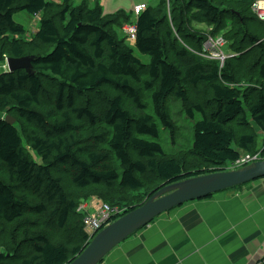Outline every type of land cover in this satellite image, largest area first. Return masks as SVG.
<instances>
[{
    "label": "trees",
    "instance_id": "1",
    "mask_svg": "<svg viewBox=\"0 0 264 264\" xmlns=\"http://www.w3.org/2000/svg\"><path fill=\"white\" fill-rule=\"evenodd\" d=\"M253 2L159 0L137 16L136 40L130 45L123 27L133 21L132 11L106 16L97 0L91 9L85 2L73 6L71 0H62L60 8L46 0H0V64L33 57L32 76L23 70L0 74V113L15 119L10 125L0 117V264H68L90 240L84 214L77 211L89 199L121 208L125 215L164 185L227 171L242 154L258 151L256 136L264 137V43L258 41L264 38L247 31ZM18 12L39 18L31 42L13 20ZM190 17L207 28L189 32ZM261 31L260 26L256 32ZM219 36L228 56L223 66L202 57L208 37ZM252 52L257 54L255 74L237 78L230 64ZM199 86H205L206 99L186 113L190 119L194 112L201 116L189 154L203 171L184 172L166 157L158 126L172 134L168 99L187 104V91ZM46 93L53 110L45 117L40 111L47 108L41 101ZM87 93L105 95L107 108L75 107V97ZM74 118L77 123L85 118L89 126L93 140L86 150L70 142ZM251 123L257 134L240 132ZM58 168H69L72 198L52 175ZM148 173L154 184L144 178ZM41 217L49 221L45 229ZM72 217L81 237L71 239L65 232Z\"/></svg>",
    "mask_w": 264,
    "mask_h": 264
},
{
    "label": "crops",
    "instance_id": "2",
    "mask_svg": "<svg viewBox=\"0 0 264 264\" xmlns=\"http://www.w3.org/2000/svg\"><path fill=\"white\" fill-rule=\"evenodd\" d=\"M97 1L106 10L107 2ZM250 183L252 193L244 197L223 191L168 211L100 264H258L264 257V178ZM89 200L91 210L101 202Z\"/></svg>",
    "mask_w": 264,
    "mask_h": 264
},
{
    "label": "rangeland",
    "instance_id": "3",
    "mask_svg": "<svg viewBox=\"0 0 264 264\" xmlns=\"http://www.w3.org/2000/svg\"><path fill=\"white\" fill-rule=\"evenodd\" d=\"M46 1L54 4L57 8H60L62 6V0H46ZM103 1L107 2L106 3L107 4V8H106L107 12H106V10L103 9L104 13H106V16L116 15L117 12H121V11L125 12V14L128 15L129 12L131 11V9L133 8V5L135 4V2L145 3L148 6H153V4H155V2H156V0H103ZM254 1H260V0H254ZM83 2L89 3V6H87L88 8L90 7L89 9H91V7L93 6V2H91V0H71V4L73 6H79ZM101 8H102V6H101ZM238 9L239 8H237V10ZM251 9L252 8L250 7V13H252V15H249V17L253 18V20L250 23V29L247 31L249 32L250 35H254V36L259 35L260 38H264L262 36V35H264V31L256 32L258 27L261 26L262 28H264V24L263 23L260 24L259 21H257L258 20L257 16L253 11H251ZM13 20L15 21V23L21 25L24 28L25 35L23 36V39L26 42H31L32 38L34 36V33L38 29L39 18L38 17L34 18L25 12H18V13L13 15ZM190 20H192V17L189 18V23H188L189 32L194 30V28L197 31H200V30L207 28V26L205 24L198 25L197 20H195V19H193L194 21H190ZM125 42L128 43L127 39ZM258 42L264 43V41H258ZM128 44H130V43H128ZM130 45H132V44H130ZM206 48L208 49V45L206 46ZM134 54L137 57H139L143 63H146V64L149 63L148 56L139 54L135 49H134ZM256 55L257 54H255V52L249 53L238 64H235L234 62L232 64H230L234 68L235 72L238 74L237 78H241L240 73H244L247 77H251V74H252V77H253V74H255V67L253 65L256 63V60H257ZM5 71H6V66H5V62H4V63L0 64V74H2ZM204 87L205 86H202V87L199 86V88L192 89V91L188 90L187 91V104H183L182 101L179 102L177 99L175 100L174 97H170L168 99L167 106H168V112L171 116L170 117L171 118V125H172V129H173L172 134H171L170 129L164 128L163 126H160V125L158 126V128H159V144L162 146V148L166 154V157L175 159L181 165L184 172L203 171V170H201V167L199 166L197 159L192 157L191 154H189V149L191 147V142L193 139V126H194L195 121L199 120L201 116L199 114H197L196 112H194V119H190L187 116L186 110L188 108H192L193 104H199V102L204 103V101L206 99V98H204V95H203V91L205 90ZM106 93H109V91H106ZM42 98L43 99H41V101H43L45 103L47 108L45 110L41 109V111L40 110L39 111L46 117V114L53 110L52 96L50 93H46L45 95L42 96ZM197 99H200V100L198 101ZM147 100H146V102H147ZM147 103L149 105H151L149 100ZM74 105H75V107L80 108V109L88 107L89 105L90 106L94 105L95 107H97L100 110H105L107 108V100H106L105 95L98 96V94L87 93V94L78 95L77 97H75ZM206 108L208 110L207 113L210 114L211 110L213 109V104H211V103L208 104L206 106ZM0 117H2L4 119L6 117L5 112H1ZM72 121H73V125L75 126V130L71 134L70 142L74 144V147H76V148L80 147V148L86 150L87 147L89 146V144H91V140H93L91 138L90 133H89V126H87L86 119L82 118L81 121H79L78 123L75 122L76 121L75 118L72 119ZM22 127H26V124L22 123ZM98 127H99V125L94 126V129L96 130V132L100 130ZM18 129H20V128L18 127ZM20 132H22V129L20 130ZM240 132H242V133L248 132V133L257 134L258 130L251 123L250 126H248L246 128L245 127L241 128ZM256 142H257V146H256L257 149L256 150H259L264 145L263 135L262 136L260 134L257 135L256 136ZM23 146L31 153L30 155L33 157L32 159H34L35 163L38 165H42L41 159L36 155V153L32 152L26 146L25 141H23ZM252 154H254V153H252ZM262 160H264V159H262ZM262 160H260V161H262ZM257 162H259V161H257ZM248 165H250V164H248ZM248 165H246V166H248ZM52 175L60 178L62 188L64 189L65 193L70 198H72L74 195L71 194V191L73 188H72V185L70 182L69 168H58L52 172ZM144 178L145 179L147 178V180L149 182H152L153 184L155 183V177L152 176V174L148 173ZM252 189H253V185H252V183H250L247 185L244 184L242 186L240 185L237 187H233V188H230V189L225 190V191L228 192L227 193L228 195L231 194V195H234L236 197H238V196L244 197V196L252 193ZM91 199H93V198H91ZM101 203H103V201ZM48 223H49L48 220H46V222H45L44 218H42V217L40 218V227L42 229L47 228ZM70 223L71 224L66 228L65 233L68 234L71 239L74 238L76 234L78 235V237L79 236L81 237L80 225H79V222L77 221V219L75 217H72V220ZM53 235H54V232H52L51 237ZM73 244H77V243H73Z\"/></svg>",
    "mask_w": 264,
    "mask_h": 264
},
{
    "label": "water",
    "instance_id": "4",
    "mask_svg": "<svg viewBox=\"0 0 264 264\" xmlns=\"http://www.w3.org/2000/svg\"><path fill=\"white\" fill-rule=\"evenodd\" d=\"M32 61L33 57L6 59L5 73L23 70L32 76ZM4 121L10 125L15 123V119L9 116ZM263 178L264 161H259L241 169L213 172L164 185L141 206L99 231L68 264H100L114 248L175 207Z\"/></svg>",
    "mask_w": 264,
    "mask_h": 264
},
{
    "label": "built area",
    "instance_id": "5",
    "mask_svg": "<svg viewBox=\"0 0 264 264\" xmlns=\"http://www.w3.org/2000/svg\"><path fill=\"white\" fill-rule=\"evenodd\" d=\"M260 1L263 5L261 9H259L258 5H256L255 3L252 4L251 8L252 11L256 14L257 19L261 22H264V0H260ZM144 8H145L144 5L136 6L134 8L135 14H139ZM123 30L127 36H129L132 39L134 38L135 31L133 28L125 27ZM207 45L209 50L206 48ZM224 45L225 43L220 37H216L214 39L208 37L207 41H205L203 45L202 57L208 60H216L222 63L223 60L228 57L222 51ZM256 158L257 156L247 155L244 158H241L233 163H230L227 168L228 170H236L240 166L249 163L255 160ZM77 211L84 214L82 218L83 229L90 240L99 231H101L103 228L114 222L113 216L119 214L122 217L124 215L123 209L118 207H111L101 202L95 206L92 205V210H91L90 201L81 204L77 208ZM262 263H264V257L260 259L258 262V264H262Z\"/></svg>",
    "mask_w": 264,
    "mask_h": 264
},
{
    "label": "bare ground",
    "instance_id": "6",
    "mask_svg": "<svg viewBox=\"0 0 264 264\" xmlns=\"http://www.w3.org/2000/svg\"><path fill=\"white\" fill-rule=\"evenodd\" d=\"M254 3L256 4V5H258V7H259V9H261V7L263 6L262 5V3H261V1H254ZM139 5H144V9L139 13V14H135V12H134V8L136 7V6H139ZM147 6L148 5H146V4H137V5H134L133 6V9H132V18H133V21L130 23V24H128V25H125L124 27H123V29L125 28V27H131V28H133L134 29V31H135V33H134V38L132 39V38H130L129 36H127L126 35V39H127V41H128V43H130V44H134V42H135V40H136V26H135V20H136V18H137V16L138 15H140L146 8H147ZM129 12V11H128ZM134 22V23H133ZM222 40H223V42L225 43V41H224V39L221 37V36H219ZM228 58V57H227ZM225 60H226V58L223 60V62L222 63H220L219 62V65L220 66H223V64H224V62H225ZM263 150H264V145L256 152V153H254V154H247V153H244V154H242L237 160H239V159H241V158H244L245 156H247V155H250V156H257V158L255 159V160H253V161H251V162H249V163H246V164H244V165H242V166H240L238 169H241L242 167H246V165H248V164H251V163H254V162H257V161H260V160H262L263 158H262V152H263ZM236 160V161H237ZM262 161H264V160H262ZM235 162V161H234ZM233 163V162H232ZM227 171H231V170H228L227 169ZM175 208H177V207H175ZM121 218V216L118 214V215H116V216H113V221L114 222H116L117 220H119ZM155 219H157V218H155ZM154 219V220H155ZM116 220V221H115ZM153 220V221H154ZM152 221V222H153ZM151 222V223H152Z\"/></svg>",
    "mask_w": 264,
    "mask_h": 264
}]
</instances>
